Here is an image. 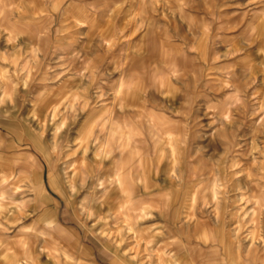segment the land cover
I'll use <instances>...</instances> for the list:
<instances>
[{
    "label": "clouds",
    "instance_id": "9594fccd",
    "mask_svg": "<svg viewBox=\"0 0 264 264\" xmlns=\"http://www.w3.org/2000/svg\"><path fill=\"white\" fill-rule=\"evenodd\" d=\"M0 264H264V0H0Z\"/></svg>",
    "mask_w": 264,
    "mask_h": 264
}]
</instances>
